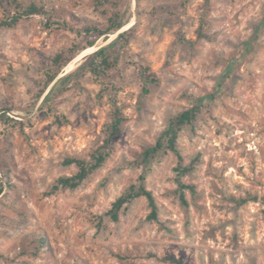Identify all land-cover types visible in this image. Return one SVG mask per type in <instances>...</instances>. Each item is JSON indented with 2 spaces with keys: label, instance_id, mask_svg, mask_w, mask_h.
<instances>
[{
  "label": "rangeland",
  "instance_id": "374dc122",
  "mask_svg": "<svg viewBox=\"0 0 264 264\" xmlns=\"http://www.w3.org/2000/svg\"><path fill=\"white\" fill-rule=\"evenodd\" d=\"M31 4L48 14L0 28V264H264V0H0V23ZM115 13L122 28L95 44L126 33L106 91L90 72L59 86L88 57L85 31ZM141 67L158 80L148 94ZM114 102L124 122L105 163L58 185L78 172L66 159L92 164L106 146ZM190 109L184 204L177 156L142 160ZM143 174L157 219L141 197L114 221Z\"/></svg>",
  "mask_w": 264,
  "mask_h": 264
},
{
  "label": "trees",
  "instance_id": "16d2710c",
  "mask_svg": "<svg viewBox=\"0 0 264 264\" xmlns=\"http://www.w3.org/2000/svg\"><path fill=\"white\" fill-rule=\"evenodd\" d=\"M16 2V0H13ZM106 1V0H105ZM19 5V4H18ZM48 12L44 7H38L35 4H31L23 13L18 14L11 18V20H4L0 23V28L7 27L11 28L17 25V23L21 20L22 17H31V16H45ZM123 26V20L119 13H115L109 19V26L105 30H100L98 28L88 29L85 31L86 36L89 38L88 47H93L102 37L116 33ZM126 33L120 34L119 37L112 42L110 45L101 48L95 53L89 55L86 61L76 70L66 75L59 82V86L66 84L67 82H77L80 77L85 72H90L96 80L102 85V91L105 92L109 87L104 80L109 77V72L117 68L121 58L122 53L125 49L126 42ZM63 63V55L59 54L54 60V65L58 68L61 67ZM56 75L49 76V82L54 80ZM140 76L144 82V93L148 94L149 89L148 86L150 84L157 83V78L153 73L150 72L148 67L140 68ZM114 111H113V120L109 126L108 138L106 139L105 145L102 149L98 150L97 153L93 156V163L89 164L83 160L78 159H66L65 164L72 165L75 164L78 167V172L72 177H62L58 180V185H61L65 188L76 189L80 187L83 182L96 170H98L107 160L108 154L106 150L109 146H111L113 139L120 132L121 126L124 122V118L122 116L121 109L117 106V103L114 102ZM195 110L190 109L186 110L175 117H173L170 121V124L165 131L163 138L160 139L155 146L147 149L143 155V162L147 163L151 159L155 158L159 153L164 150L165 152H172L178 158V166L176 168L177 175V183L179 185V189L181 190V199L184 204H187L184 191L191 190L193 191L192 186H188L184 184L181 180V177L189 174L193 169L194 165L191 164L189 166H185L184 158L180 154L178 150V139L179 133L181 129L190 124L194 117L196 116ZM140 185L132 184L130 185L124 193L116 200L113 204L112 210L109 212V215L114 221H118L119 213L121 209L131 201L145 197L148 200L149 206L151 208V214L148 216L149 220H156L158 217V206L153 194L147 190L144 185L145 182V174L140 176ZM176 264H183L181 261H177Z\"/></svg>",
  "mask_w": 264,
  "mask_h": 264
},
{
  "label": "water",
  "instance_id": "95a60500",
  "mask_svg": "<svg viewBox=\"0 0 264 264\" xmlns=\"http://www.w3.org/2000/svg\"><path fill=\"white\" fill-rule=\"evenodd\" d=\"M101 47H95L93 46L92 48H90V50H88L83 56H89L93 53H95L96 51L100 50Z\"/></svg>",
  "mask_w": 264,
  "mask_h": 264
},
{
  "label": "bare ground",
  "instance_id": "6f19581e",
  "mask_svg": "<svg viewBox=\"0 0 264 264\" xmlns=\"http://www.w3.org/2000/svg\"><path fill=\"white\" fill-rule=\"evenodd\" d=\"M99 44V43H98ZM74 65L71 66V69L73 68Z\"/></svg>",
  "mask_w": 264,
  "mask_h": 264
},
{
  "label": "built area",
  "instance_id": "2783aa9c",
  "mask_svg": "<svg viewBox=\"0 0 264 264\" xmlns=\"http://www.w3.org/2000/svg\"><path fill=\"white\" fill-rule=\"evenodd\" d=\"M257 206H259V204H256ZM254 211V210H253Z\"/></svg>",
  "mask_w": 264,
  "mask_h": 264
}]
</instances>
